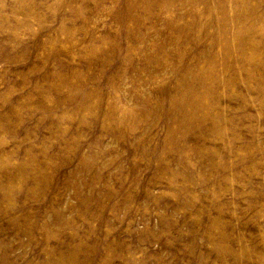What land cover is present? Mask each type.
I'll return each instance as SVG.
<instances>
[{"label": "rangeland", "instance_id": "1", "mask_svg": "<svg viewBox=\"0 0 264 264\" xmlns=\"http://www.w3.org/2000/svg\"><path fill=\"white\" fill-rule=\"evenodd\" d=\"M0 264H264V0H0Z\"/></svg>", "mask_w": 264, "mask_h": 264}]
</instances>
